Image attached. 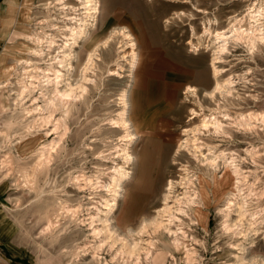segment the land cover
<instances>
[{"label": "rangeland", "instance_id": "rangeland-1", "mask_svg": "<svg viewBox=\"0 0 264 264\" xmlns=\"http://www.w3.org/2000/svg\"><path fill=\"white\" fill-rule=\"evenodd\" d=\"M13 6L14 14L0 27V264H264V42L252 48L247 40L230 38L217 64L222 74L216 77L213 68L217 33L233 36L234 29L249 31L252 25L264 30V0H101L96 27L75 49L78 59L69 72L56 60L70 34L66 28L86 19L80 4L22 0L20 7ZM250 12H263L258 24L250 21ZM121 27L130 30L137 46V67L127 63L131 49L120 53L125 44L120 37L83 72L93 46ZM41 49L44 55H35ZM165 50L177 64L195 69L189 86L196 92L185 89L165 135L138 139L136 88L142 76L158 71L156 62L165 59ZM123 55L128 60L121 61ZM118 60L122 69L113 66ZM51 63L66 75L61 90L66 83L74 89L83 85L67 102L54 100V87L45 82ZM228 80L234 82L230 94L214 100L207 95L217 82ZM125 90L137 135L130 166L121 157L124 133L114 124ZM193 111L199 114L195 119ZM211 115L224 132L206 130L198 138L202 154L223 159L215 173L200 155L199 160L188 152L176 155L187 138L184 131ZM235 165L241 169L239 180ZM122 166L132 174L111 224L130 242L143 248L151 244L149 257L144 251L139 259L124 254L120 243L98 233L111 195L106 187ZM183 166L199 178L200 197L190 210L183 204L189 217L177 213L172 225L182 245L177 248L172 236L152 228L131 238V229L138 231L165 208L169 182L181 181ZM174 190L173 200L183 197L182 186Z\"/></svg>", "mask_w": 264, "mask_h": 264}, {"label": "bare ground", "instance_id": "bare-ground-1", "mask_svg": "<svg viewBox=\"0 0 264 264\" xmlns=\"http://www.w3.org/2000/svg\"><path fill=\"white\" fill-rule=\"evenodd\" d=\"M57 1H59V3L60 2L64 3L66 0H63V1L57 0ZM73 1L80 4L81 6L80 9L84 10L83 14L85 15L86 19L85 20L81 18L76 19L75 22L72 23L74 26L72 25L71 27L66 28L70 34H69V37H66L67 38L66 42H64L63 52H62L63 54L62 56H59L58 59L57 57L55 58L57 59L56 63L59 65V67L62 70H65L67 72H69L70 69L73 68L72 62L78 59V53H75L76 51L75 49L77 47H80V44L82 43L84 44L90 38L91 30L96 27L98 15L100 14V2H101V0L100 2L99 0H73ZM65 8H66V5L62 8V10H65ZM70 9L73 11H76L77 7L71 6ZM258 13L259 15L257 16V15H254L253 13L251 15V12H250V14L248 15L250 21L253 20L254 23L258 24L260 19H257V18H260L263 12H258ZM259 29L260 27L258 25L257 26L252 25L249 31L247 29L242 30V27H240L239 29H234L233 33L235 35L233 36L226 35L225 33H217L214 41H216V43L219 44V49H218V52H216L217 54L216 55L214 54L216 57H214V61H213L214 62L213 68H214V73L216 77L222 74L220 69L217 67V64L220 63L219 60L222 59L221 55L226 50H228L227 45L229 43L230 38L234 37L237 40H247L248 43H250V45L252 46V48H255L259 43L264 42V30H259ZM209 31L207 33H209ZM120 37L123 40V43H125L122 47H119V49H123L120 53H125L126 49H131L130 54H129L130 60L127 61V63L130 65L132 70L135 69L139 63V57L136 52L137 46L135 45L133 41L132 35H130V30H128V28L126 27H121L119 29L114 28L104 40L97 42L95 46H93V48L88 53V57H87L83 72H86L88 69H90L91 66H93L96 63V60L99 59L100 57L99 52L101 49L110 48L111 44L119 41ZM52 44L53 42H49L50 48ZM38 45H43V39H41L40 36L38 40ZM35 55H38V56L44 55V50L41 49L39 50V52L35 51ZM127 55H123L122 56L123 60L121 61L124 62V60H128ZM118 58L119 60L121 59L120 57ZM119 60L116 62L114 61L116 65L114 64L113 66L115 67L118 66L119 69H122V67L119 64L120 62ZM54 67H55L54 63H51L49 65L47 72L48 74L51 72L53 73V75L55 76V79H54L55 81L52 80L49 77L51 75L46 74L47 73L46 72L44 73L46 74V78H47L45 82L47 83V85L52 84V86L54 87L53 89L54 96L56 98V99L54 98V100H59L62 103L67 102L68 98L77 96L76 90L78 89L82 90L83 85H79V88L74 89L71 87L70 84L66 83L65 86L63 87L65 89L61 90L60 85L66 82L63 80L66 77V75L61 70H56ZM233 84L234 82H232L231 80L226 81L224 84H220L219 82H217L213 90L208 92L207 95L211 97V99L214 100L217 94H221L222 96L226 94H230L234 89ZM188 92L190 94H195L196 89L193 87H189ZM129 93H130L129 90H125L123 92L121 96V103H120L122 109L119 112L116 120L114 121L115 127L119 128L124 133V136H123L124 139H122L124 140L123 142L127 143V145H124V147L121 150V152H123L121 157L124 161V164H126V166L133 165L135 162V157L129 152V150H130L131 145L134 144V142L137 140V135L133 130V127H132V124L129 118V108H130ZM198 116H199L198 112L193 111V117L191 119H195ZM223 128H224V125L216 116L213 117L211 115L209 118L207 117L203 118L200 122V125L197 126L195 129H193L192 131L191 130L184 131L187 138L179 146L178 150L176 151V155L181 152H188V153H191L196 160H199V155H200L202 157V160L200 161H202L204 165L210 166L211 168H213L214 170L213 172L215 173L217 169H220L221 165L219 164L218 159H222V157L220 156L210 157L209 156L210 158L209 157L207 158V156L202 154L201 152L202 148L199 145L200 138H198V135H200L201 133L204 134V131L206 132V130L211 131V129H213L215 133H220L221 131L224 132ZM224 165H226V162L224 163ZM183 167L184 168L182 169V171L184 172V174L182 175L181 181L180 182H174V181L169 182V185L166 190L165 197H164V201L166 203L165 208L162 211H160V213L158 214L159 216L156 217V219L152 221H149V220L147 221V219L144 220L142 223V227L138 231H134L133 229L129 231L130 236L134 234L139 235V236L144 235L147 232L146 231L147 228H152L154 233L155 232L159 233L160 231V232H166L167 234L172 236L173 244L177 248H179L182 245V243H180V240H179L181 238L180 233H178V231H174L172 229V225L173 223H175L174 220L176 219L178 220L176 216L177 213H183L187 215L188 211H186L185 207L183 209L182 206L186 205L188 206L187 209L190 210L191 209L190 205H196L197 203L196 198L200 197L198 189H197V182H200L199 178L195 175H191L187 166H183ZM240 170L241 169L237 165L234 166V173L238 177V180H239V177H241ZM214 173H212L213 174L212 180H214ZM131 174L132 172L128 170V167L122 166V167L114 169V173H113V176L111 177V181L106 187L111 193V195H110V199L106 201L105 219L101 218L99 220L103 224V228L101 230H98V233L99 234L104 233L105 235H107V238H109L114 245H118L120 243L121 244L120 250H122V253L129 254L130 256H136L138 257L137 259H139L140 252L142 251L146 253L147 257H149V255L152 254L151 252V249H153V247H151L152 245L150 244L149 248H143L141 245H138L139 243L135 244L133 242H130L129 238H126L124 236L121 237L117 233L115 227L112 226L111 219H110L111 214H113V212L115 211L118 205L117 202L119 198L122 197L123 184L128 179L131 178ZM177 185L182 186L185 191L183 193L182 198L179 196H176V200H173V198H175V196L173 197L174 191H175L174 189L176 188ZM171 200L174 201L175 203L174 206H170L169 202ZM178 207H180V209ZM164 218L165 220H163Z\"/></svg>", "mask_w": 264, "mask_h": 264}, {"label": "crops", "instance_id": "crops-1", "mask_svg": "<svg viewBox=\"0 0 264 264\" xmlns=\"http://www.w3.org/2000/svg\"><path fill=\"white\" fill-rule=\"evenodd\" d=\"M21 1L2 0L0 2V27L7 25V20L10 19L9 14H14L13 5L20 7ZM23 1L29 2L30 0ZM11 6L13 7L10 8ZM164 54L165 59L162 58L156 62L155 67L158 71L142 76L139 87L136 88L135 128L138 132V139L141 134L154 137L165 135L162 132L172 127L170 122L173 121V117L171 115L175 107L181 105L185 89L195 81L196 71L189 63L177 64L166 50ZM159 56V54L156 55V58L160 59ZM139 164L142 169L145 168V162Z\"/></svg>", "mask_w": 264, "mask_h": 264}, {"label": "trees", "instance_id": "trees-1", "mask_svg": "<svg viewBox=\"0 0 264 264\" xmlns=\"http://www.w3.org/2000/svg\"><path fill=\"white\" fill-rule=\"evenodd\" d=\"M2 0H0V2H1Z\"/></svg>", "mask_w": 264, "mask_h": 264}]
</instances>
